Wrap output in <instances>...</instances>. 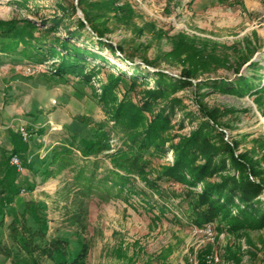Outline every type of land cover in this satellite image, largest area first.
<instances>
[{"label":"rangeland","instance_id":"374dc122","mask_svg":"<svg viewBox=\"0 0 264 264\" xmlns=\"http://www.w3.org/2000/svg\"><path fill=\"white\" fill-rule=\"evenodd\" d=\"M63 37L96 55L81 65L84 75L56 71L59 57L45 47ZM158 71L184 83L175 81L153 112L142 110L133 129L117 109L128 101L143 109ZM246 76L264 80V0H0V178L3 162L20 150L14 180L0 181V191L15 195L0 242L21 253L10 224L35 201L46 240L67 239L73 255L86 244L87 264H264V223L220 216L206 224L189 204L188 193L202 185L161 177L172 149L140 152L129 137L174 101L165 147L202 131L225 159L209 183L242 177L225 144L252 159L257 177L249 169L243 176L264 182V93L236 91ZM97 137L102 149L83 152ZM126 156L138 167L121 169ZM90 178L94 193L82 196ZM257 199L264 202V191ZM0 264L12 262L0 254Z\"/></svg>","mask_w":264,"mask_h":264},{"label":"trees","instance_id":"16d2710c","mask_svg":"<svg viewBox=\"0 0 264 264\" xmlns=\"http://www.w3.org/2000/svg\"><path fill=\"white\" fill-rule=\"evenodd\" d=\"M59 6L57 7L59 8ZM77 20L80 27L84 29L85 23L79 19ZM28 26L35 27L32 23H28ZM79 34L78 32L74 37H79ZM98 43H103L108 45L112 50L114 49L112 48L113 46L101 40ZM54 44L50 47L46 46L45 50L49 55H57L59 57L60 63L57 65L56 70L58 73H75L82 76L84 73L81 65L86 64L88 57L91 55L96 56L94 53L87 51L86 47L82 48L71 45V41L66 40L64 37L56 39ZM119 52H121V49H119ZM250 65L252 67L258 66L257 64L255 65V62H251ZM166 76L168 75L162 71H158L154 75L155 78H160V81L156 83V89L147 92L150 101L144 102L143 109L140 108L138 110L137 106L130 104L128 101L121 104L117 109L116 116L121 121H128L127 123L133 121V129H137V122L143 120L142 110L153 112L152 108L155 105L156 99H162L167 95L169 88L176 86L175 81L179 84L184 83L182 80L169 81L167 79L168 81H166ZM251 78V76L238 78L235 87L236 91L248 92L255 89V92L258 94L264 93V80L262 84L256 85L251 81ZM107 90L110 91L108 87L105 91ZM173 105L174 101L168 102L167 107L160 108L145 128L130 134L129 137L132 145L139 148L140 152L153 150L154 152L161 153L163 151L165 153L169 148L172 149L175 160L171 165L163 169L161 177L171 178L176 182L189 184L191 187L202 185L200 193H188L190 194L189 200H191L189 204L196 215L204 219L206 224L220 216H229L230 219L240 224H246L247 222L254 223L253 221L256 220L259 223H264V202L257 199V196L264 191V182L262 180L255 182L243 176L245 172L243 170L249 169L251 175L257 177L252 159L246 156L236 157L233 154L232 147L225 144L226 149L223 152L228 154L226 160L231 166L242 170V177L239 180L226 177L218 183H209L208 178L212 171H218L221 167L225 168V159L224 157H220L222 155L218 153V150L216 151L214 146L210 145L205 137L201 139L202 131L199 135L195 133L177 144L165 147V142H171L170 140L166 141L164 137V133L170 126V115H168L166 109L168 112L172 111L174 109ZM129 111H132L131 115H129ZM20 140L23 142L21 136ZM83 149L85 153H98L102 149L100 140L98 137L94 140H85ZM18 153H20V150L13 151L11 156L17 157ZM59 154L57 153V155ZM198 154L205 160L203 165H197ZM12 157L8 158V161L3 162L4 171L0 178L1 185L9 184L11 179L14 180V173H17L18 167L11 163ZM138 161H131L130 157L126 156L120 168L124 169L125 166H128L126 169L131 170L135 166L138 167ZM94 183L93 179L90 178V181L81 187L80 194L82 196L92 195L95 189ZM116 185L111 184V187H116ZM5 191V189H1L0 191V225L4 222L3 216L6 213L7 205L13 203L15 197L13 189H9L8 193L6 191V195ZM119 192H123V190L121 189ZM233 207L235 209H232ZM29 218H31L36 227L29 224ZM46 223V217L43 215L41 207L35 201H26L24 210L22 212L16 211L15 217L10 224L11 237L19 246L21 253H15L9 246L3 245L0 242V254L10 260L12 264H41L40 259L42 257L51 259L56 264H87L88 246L80 243L78 252L73 255L67 239L55 237L46 240ZM200 226L202 227L203 225ZM202 264H204V260Z\"/></svg>","mask_w":264,"mask_h":264},{"label":"built area","instance_id":"2783aa9c","mask_svg":"<svg viewBox=\"0 0 264 264\" xmlns=\"http://www.w3.org/2000/svg\"><path fill=\"white\" fill-rule=\"evenodd\" d=\"M21 134L24 136V138H26V136H27V132H25L23 129L21 130ZM11 163L13 164V165H16V166H18L19 165V163H18V158L16 157V156H13L12 158H11Z\"/></svg>","mask_w":264,"mask_h":264},{"label":"water","instance_id":"95a60500","mask_svg":"<svg viewBox=\"0 0 264 264\" xmlns=\"http://www.w3.org/2000/svg\"><path fill=\"white\" fill-rule=\"evenodd\" d=\"M78 13H79L80 17H82V13L80 11H78Z\"/></svg>","mask_w":264,"mask_h":264}]
</instances>
